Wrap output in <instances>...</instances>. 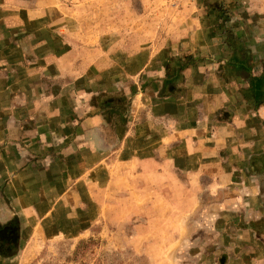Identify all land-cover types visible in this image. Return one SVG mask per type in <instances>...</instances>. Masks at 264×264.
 Returning <instances> with one entry per match:
<instances>
[{"label": "crops", "instance_id": "obj_1", "mask_svg": "<svg viewBox=\"0 0 264 264\" xmlns=\"http://www.w3.org/2000/svg\"><path fill=\"white\" fill-rule=\"evenodd\" d=\"M57 5L0 0V225L19 220L17 248L30 221L62 224L90 205L97 169L123 179L136 168V180L166 178L173 185L181 176L197 186L207 177L215 191L240 173L264 174L250 167L264 156V104L244 99L242 78H224L223 43L210 55L191 41L161 48V61H152L154 52L139 61L136 52L134 66L121 67L102 48L72 55ZM186 55L196 63L181 72V91L161 96L169 58ZM82 79L85 86L75 88ZM113 93L124 94L129 106L124 125L114 118L111 146L94 96Z\"/></svg>", "mask_w": 264, "mask_h": 264}, {"label": "rangeland", "instance_id": "obj_2", "mask_svg": "<svg viewBox=\"0 0 264 264\" xmlns=\"http://www.w3.org/2000/svg\"><path fill=\"white\" fill-rule=\"evenodd\" d=\"M219 1L223 14L206 9L201 0L56 4L64 14L63 36L72 55L88 56L102 48L121 67L134 66L137 57L145 61L154 52L158 57L152 61H161V48L189 41L195 51L202 48L203 55H210L224 37L232 36L249 52L253 67L258 62L254 70L263 74L264 0ZM220 24L225 36L215 31ZM205 42L210 50L204 49ZM122 82L135 87L133 79ZM76 83L75 88L85 86L83 79ZM106 134L109 138L111 132ZM135 170L127 168L125 178H114V173L111 179V172L97 169L100 181L92 187L97 193L90 205L62 224L30 221L21 246L0 255L11 263L0 264H264V174L240 173L215 191L207 189V177L199 186L183 176L173 185L166 178L136 180Z\"/></svg>", "mask_w": 264, "mask_h": 264}, {"label": "trees", "instance_id": "obj_3", "mask_svg": "<svg viewBox=\"0 0 264 264\" xmlns=\"http://www.w3.org/2000/svg\"><path fill=\"white\" fill-rule=\"evenodd\" d=\"M202 6L210 11L222 12V2L219 0H201ZM219 31V36H224L227 32L223 29V25L220 24L215 30ZM224 50L223 53L229 57L223 59V64L220 66V70L224 73V78L230 80L232 77H240L247 82V87L241 89L240 92L244 99L249 100L255 107H259L264 104V72L260 76L253 75V65L248 51H243V44L232 38V36L224 37ZM196 63V59L193 55H186L183 58L171 57L166 63V71L169 82L164 85L160 95L167 96L173 95L176 92L181 91L177 84L181 77V72ZM143 89V87H142ZM97 103V107L102 112V115L106 121V130L111 132L109 136V142H113L114 138V118H119L120 125H124L126 122V112L129 106V100L122 93L113 94H101L98 98L94 99ZM251 170L259 173L264 171V156H257L250 160ZM19 239V227L16 219H13L6 224L0 225V255L8 256L15 249Z\"/></svg>", "mask_w": 264, "mask_h": 264}, {"label": "built area", "instance_id": "obj_4", "mask_svg": "<svg viewBox=\"0 0 264 264\" xmlns=\"http://www.w3.org/2000/svg\"><path fill=\"white\" fill-rule=\"evenodd\" d=\"M192 1H194V0H192Z\"/></svg>", "mask_w": 264, "mask_h": 264}]
</instances>
